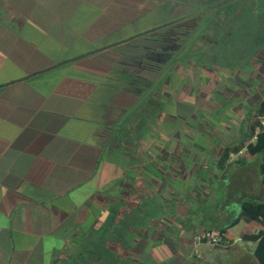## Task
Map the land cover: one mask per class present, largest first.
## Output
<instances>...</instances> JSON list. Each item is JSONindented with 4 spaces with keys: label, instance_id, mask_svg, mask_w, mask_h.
I'll list each match as a JSON object with an SVG mask.
<instances>
[{
    "label": "crops",
    "instance_id": "crops-1",
    "mask_svg": "<svg viewBox=\"0 0 264 264\" xmlns=\"http://www.w3.org/2000/svg\"><path fill=\"white\" fill-rule=\"evenodd\" d=\"M148 2L0 0V264H119L105 253L112 227L129 233L121 264H232L235 250L257 262L236 220L264 191L254 193L245 175L232 189L229 177L255 159L259 174L258 158L243 165L231 153L245 149V123L263 91L252 110L256 95L225 96L228 120L210 112L209 127L196 131L209 132L205 141L159 136L139 154L98 142L111 116L115 124L124 113L107 63L121 48L102 49L148 25L131 24ZM188 112L201 114L200 104ZM202 231L226 232L231 247L204 245L195 260L191 241Z\"/></svg>",
    "mask_w": 264,
    "mask_h": 264
},
{
    "label": "flooded vegetation",
    "instance_id": "flooded-vegetation-1",
    "mask_svg": "<svg viewBox=\"0 0 264 264\" xmlns=\"http://www.w3.org/2000/svg\"><path fill=\"white\" fill-rule=\"evenodd\" d=\"M151 13L155 19L121 39L132 38L128 46L118 47L131 56L115 66L112 101L124 113L107 127L117 116L113 114L98 139L106 150L115 138L123 153L134 154L159 136L208 140L209 132L196 136V131L211 124V95L264 92V0H149L144 12L136 9L131 24ZM259 83L262 90L254 86ZM196 103L206 117L201 124L189 121L194 114L187 115ZM177 129L185 133L171 136ZM111 232L105 253L115 252L121 264L129 233L121 227ZM96 263L105 264V259Z\"/></svg>",
    "mask_w": 264,
    "mask_h": 264
},
{
    "label": "trees",
    "instance_id": "trees-1",
    "mask_svg": "<svg viewBox=\"0 0 264 264\" xmlns=\"http://www.w3.org/2000/svg\"><path fill=\"white\" fill-rule=\"evenodd\" d=\"M263 113L264 101L260 102L248 116L241 138L242 142L247 145L244 150L238 151L240 154L237 160L246 165L254 158H258L260 181L264 187V131L256 133L259 124L257 118ZM238 223L244 224L239 232L240 239L255 244L253 256L259 264H264V202L245 201L236 220V224ZM221 233L224 235L223 243L226 245L217 249L228 250L233 238L224 231Z\"/></svg>",
    "mask_w": 264,
    "mask_h": 264
},
{
    "label": "rangeland",
    "instance_id": "rangeland-1",
    "mask_svg": "<svg viewBox=\"0 0 264 264\" xmlns=\"http://www.w3.org/2000/svg\"><path fill=\"white\" fill-rule=\"evenodd\" d=\"M228 95H211L210 99H209V108L211 110V113L213 114L215 112V116L214 119L216 121H219L220 123L227 121L228 117L227 115V111L224 109V97ZM226 97V98H227ZM239 97L242 98L241 95H235L234 98H236V100H239ZM260 96L256 95L247 105L250 107V109L252 110V108H254V104L258 98ZM233 100V99H232ZM225 115V117H224ZM206 117L203 114H195V118L189 120L190 122L194 123V124H201V122L203 120H205ZM210 120V119H209ZM237 122V120H235ZM241 125V123H238V126ZM197 134V133H196ZM243 149V145H238L236 146V148L234 150H236V153H231L233 156L234 154H238L239 150ZM231 176L229 177V184L231 185V188L234 189L235 184L239 183L240 180H242L243 178L239 179L241 176L245 175L244 178L247 179V182L250 186V188L252 189V191L254 193H258L259 191H264L261 184H260V176L258 174V160L255 159L253 162H251L250 164L246 165V166H242L240 168H235L233 171L230 172ZM238 246L241 247V243L237 244ZM229 257L234 258L232 264H259L257 262L254 261L252 254L249 252V255L247 257H242V255L240 254L239 251L235 250L233 253H231L229 255Z\"/></svg>",
    "mask_w": 264,
    "mask_h": 264
},
{
    "label": "built area",
    "instance_id": "built-area-1",
    "mask_svg": "<svg viewBox=\"0 0 264 264\" xmlns=\"http://www.w3.org/2000/svg\"><path fill=\"white\" fill-rule=\"evenodd\" d=\"M259 124L256 128V133L264 131V113L257 118ZM254 140V139H253ZM240 153H238L239 156ZM233 159V156L229 157V160ZM224 235L221 232L214 231H202L194 234L191 241V255L195 260L201 259V248L206 245L212 248L225 247L223 243Z\"/></svg>",
    "mask_w": 264,
    "mask_h": 264
},
{
    "label": "water",
    "instance_id": "water-1",
    "mask_svg": "<svg viewBox=\"0 0 264 264\" xmlns=\"http://www.w3.org/2000/svg\"><path fill=\"white\" fill-rule=\"evenodd\" d=\"M154 19H155V14L151 13V14H148V15H146L144 17H141L140 18V22L148 24V23H151ZM122 32H123V30L120 29V30H118L117 34H121ZM136 37H138V36H135L134 38H136ZM131 40H132V38L118 41L116 43L110 44L109 46H107L106 48H103L102 50H105V49H108V48L109 49H114L116 47L118 48L119 46H123V47L128 46ZM113 54L116 55V57L107 61V63L110 64L112 68H115L116 64L119 63L120 58H122L123 56H125V57L131 56L130 54H124L120 50H118L116 52H113ZM113 125L114 124H111L108 127H111ZM115 141L118 144V146L120 148H122V146H123L122 142L119 139H117V138H115Z\"/></svg>",
    "mask_w": 264,
    "mask_h": 264
}]
</instances>
